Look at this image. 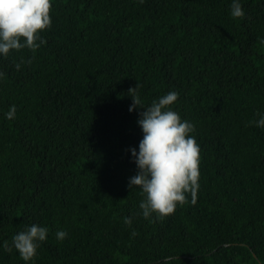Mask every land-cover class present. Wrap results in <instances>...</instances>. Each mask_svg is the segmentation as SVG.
<instances>
[{
	"label": "trees",
	"instance_id": "obj_1",
	"mask_svg": "<svg viewBox=\"0 0 264 264\" xmlns=\"http://www.w3.org/2000/svg\"><path fill=\"white\" fill-rule=\"evenodd\" d=\"M231 3L54 0L46 43L0 59V264H24L3 245L31 224L49 230L31 264H264V0ZM137 83L145 106L178 92L200 146L195 203L162 220L128 187Z\"/></svg>",
	"mask_w": 264,
	"mask_h": 264
},
{
	"label": "clouds",
	"instance_id": "obj_2",
	"mask_svg": "<svg viewBox=\"0 0 264 264\" xmlns=\"http://www.w3.org/2000/svg\"><path fill=\"white\" fill-rule=\"evenodd\" d=\"M54 0H0V59H7L15 52L27 48L35 53L46 41L42 33L51 27L50 12ZM231 16L243 18L245 15L241 0H232ZM25 61L21 56L15 63L20 70ZM5 73L0 71V80ZM139 84L129 90L132 104L129 111L144 109L139 113L138 125L143 138L138 150L131 147V157L137 167L135 175L129 178L130 190L139 188L144 199L139 207L145 219H164L174 214L178 206L187 202L191 194L195 203L200 180V146L192 133L195 125L173 110L172 105L178 101L179 93L170 91L154 99L145 106L139 94ZM16 115V106L11 105L4 113V118L12 120ZM253 121L256 127L264 129V112H258ZM131 218L125 223L131 224ZM48 228L31 224L12 237L11 245L5 243L6 251L15 249L24 264L34 261L38 249L48 238ZM68 232L58 230L56 239L63 241ZM173 257H165L163 264H171Z\"/></svg>",
	"mask_w": 264,
	"mask_h": 264
}]
</instances>
